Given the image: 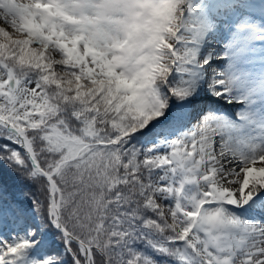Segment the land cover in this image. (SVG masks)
<instances>
[{
	"label": "snow or ice",
	"instance_id": "6c2138e0",
	"mask_svg": "<svg viewBox=\"0 0 264 264\" xmlns=\"http://www.w3.org/2000/svg\"><path fill=\"white\" fill-rule=\"evenodd\" d=\"M189 14L0 0V264H264V123L184 103ZM238 44L216 58L238 61ZM204 66L217 98L245 103Z\"/></svg>",
	"mask_w": 264,
	"mask_h": 264
},
{
	"label": "rangeland",
	"instance_id": "374dc122",
	"mask_svg": "<svg viewBox=\"0 0 264 264\" xmlns=\"http://www.w3.org/2000/svg\"><path fill=\"white\" fill-rule=\"evenodd\" d=\"M236 2L238 3L236 8L227 5L226 10L220 9L218 15L215 9L210 10V0H203L202 4L193 8L195 14L190 15L186 36L189 43H185L184 50H194L198 55L201 49L199 46H204L205 53L198 64L208 59L215 68L230 72L237 80L232 97L238 100L243 96L245 103L229 104L225 97L217 98L209 87L215 77L207 76V66L197 67L194 60L191 65L183 67L184 73L182 76L179 75L178 79L181 83L192 86L199 84L197 88L199 90L196 91L200 98L188 104L194 115L213 112L221 114V119H235L239 111L254 118L258 123H264V10L257 8L264 5V0H236ZM205 20L214 22L210 26L201 28L200 25ZM192 25H196V28L193 29ZM0 26L7 27L2 22ZM237 41L238 46L244 49L238 61L234 62L230 59L226 62L216 58L223 48H230ZM195 72L200 77L194 78ZM212 100L213 102H210ZM214 101L220 102L229 109L235 107L232 110L233 114L232 111L220 113L219 108L214 106Z\"/></svg>",
	"mask_w": 264,
	"mask_h": 264
},
{
	"label": "trees",
	"instance_id": "16d2710c",
	"mask_svg": "<svg viewBox=\"0 0 264 264\" xmlns=\"http://www.w3.org/2000/svg\"><path fill=\"white\" fill-rule=\"evenodd\" d=\"M202 2H203V0H191L193 8L197 7V5H199V4H202ZM228 6L231 7V8H236L238 6V3L236 2V0H230V3L228 4ZM189 15H191V14H189ZM187 23H188V29H189V22L187 21ZM188 29H187V31H188ZM199 47L201 48V49H199V54L197 55V58L193 59L194 62L196 63V65H197V67L198 66L200 67L201 64H198V63H200L199 59L205 53V47L204 46H199ZM183 67H185V66H181V69L178 70L181 76L184 73V68ZM195 75L196 76H194V78L200 77V75L198 73H196V72H195ZM198 87H199V84H197L196 86H193V95H191L189 97V99L185 101L186 104H190L191 102L197 101L198 98H200V96H198V94H197V91L199 90V89H197ZM0 175H2V172H0ZM9 183H12V181L9 180Z\"/></svg>",
	"mask_w": 264,
	"mask_h": 264
},
{
	"label": "bare ground",
	"instance_id": "6f19581e",
	"mask_svg": "<svg viewBox=\"0 0 264 264\" xmlns=\"http://www.w3.org/2000/svg\"><path fill=\"white\" fill-rule=\"evenodd\" d=\"M189 18H190V15H189V17H188V21H189ZM226 99V98H225ZM227 101V100H226ZM210 102H213V100L212 101H210ZM214 106H216L217 108H219V110H220V113H222V114H224L225 112H230V111H232V110H234L235 109V107H231V109H229V107H224L223 106V104H221L220 102L219 103H217L216 101H214ZM260 107H262V106H260ZM262 110H263V108H262ZM232 114H233V111H232ZM221 117H222V115H221ZM254 119V118H253Z\"/></svg>",
	"mask_w": 264,
	"mask_h": 264
}]
</instances>
